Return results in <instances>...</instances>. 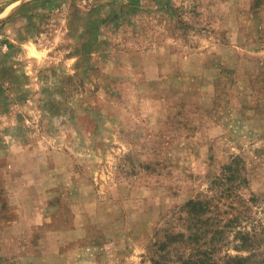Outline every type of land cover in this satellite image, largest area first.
Here are the masks:
<instances>
[{"label":"rangeland","instance_id":"374dc122","mask_svg":"<svg viewBox=\"0 0 264 264\" xmlns=\"http://www.w3.org/2000/svg\"><path fill=\"white\" fill-rule=\"evenodd\" d=\"M212 240L264 264V0H0V264Z\"/></svg>","mask_w":264,"mask_h":264},{"label":"trees","instance_id":"16d2710c","mask_svg":"<svg viewBox=\"0 0 264 264\" xmlns=\"http://www.w3.org/2000/svg\"><path fill=\"white\" fill-rule=\"evenodd\" d=\"M194 204H197V203L190 201L188 203V206H193ZM197 235H199V234H197ZM208 245H211L212 247L208 246L210 248H207V250H205V252L202 253V255L200 256V260L196 261V263L194 262L195 264H221L220 260L217 259L216 257H214V252H215L214 248L216 247L215 241L212 240V242L210 244L208 243ZM191 262H193V261H191Z\"/></svg>","mask_w":264,"mask_h":264}]
</instances>
